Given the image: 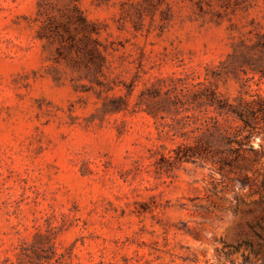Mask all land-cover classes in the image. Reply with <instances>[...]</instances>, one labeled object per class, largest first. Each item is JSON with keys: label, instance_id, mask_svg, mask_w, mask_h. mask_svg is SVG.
Wrapping results in <instances>:
<instances>
[{"label": "rangeland", "instance_id": "374dc122", "mask_svg": "<svg viewBox=\"0 0 264 264\" xmlns=\"http://www.w3.org/2000/svg\"><path fill=\"white\" fill-rule=\"evenodd\" d=\"M258 101L264 0H0V264H264Z\"/></svg>", "mask_w": 264, "mask_h": 264}, {"label": "trees", "instance_id": "16d2710c", "mask_svg": "<svg viewBox=\"0 0 264 264\" xmlns=\"http://www.w3.org/2000/svg\"><path fill=\"white\" fill-rule=\"evenodd\" d=\"M210 104H214L212 101H209ZM216 109H218L219 113H233L236 115V117L242 121L244 127L246 126H250L249 122L251 120V118L254 117V112L252 108H248V105L246 104V106L243 107H239V108H235L233 109L232 107H230V104L225 103V102H221V103H217ZM257 112H260L262 119L264 120V101H258V109ZM205 153V152H204ZM204 153H200V151L197 150V148H190L189 147V154H186L185 156L189 155V160L191 159H195L197 157L200 158H205L206 160H210L213 163H217V162H222V163H226V158H221L220 160H214L212 159L213 156H215L216 153H206V155H204Z\"/></svg>", "mask_w": 264, "mask_h": 264}]
</instances>
